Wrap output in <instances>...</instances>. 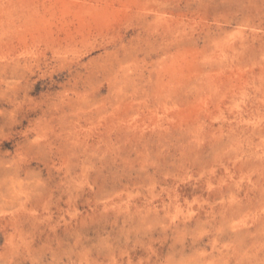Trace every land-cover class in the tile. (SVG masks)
I'll return each instance as SVG.
<instances>
[{
  "label": "rangeland",
  "instance_id": "rangeland-1",
  "mask_svg": "<svg viewBox=\"0 0 264 264\" xmlns=\"http://www.w3.org/2000/svg\"><path fill=\"white\" fill-rule=\"evenodd\" d=\"M0 264H264V0H0Z\"/></svg>",
  "mask_w": 264,
  "mask_h": 264
}]
</instances>
